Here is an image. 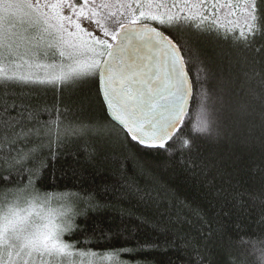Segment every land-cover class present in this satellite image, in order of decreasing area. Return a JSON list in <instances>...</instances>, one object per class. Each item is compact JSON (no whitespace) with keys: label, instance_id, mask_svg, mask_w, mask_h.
<instances>
[{"label":"snow or ice","instance_id":"obj_1","mask_svg":"<svg viewBox=\"0 0 264 264\" xmlns=\"http://www.w3.org/2000/svg\"><path fill=\"white\" fill-rule=\"evenodd\" d=\"M154 25L174 28L175 39ZM189 29L231 40L234 47L251 52L264 38V0H0V87L29 86L59 94L83 80H98L114 122L65 123L62 117L69 109L60 107L59 95L52 106H34L30 99L4 106L0 264H126L120 254L134 251L101 253L91 249L87 238L64 239L81 231L75 221L85 209L98 207L87 189L72 190L78 183L64 185L63 191L42 190L60 187L44 184L43 178L70 138L91 134L108 139L118 125L123 136L116 135L117 141L130 138L142 148L165 151H171L166 145L172 141L184 151L191 149L192 136L219 138L247 124L250 138L257 119L264 129V92L248 88L247 99L233 100L223 77L215 96L204 90L201 82L208 79V70L198 56L187 55L191 42L183 32ZM242 59L250 63L246 56ZM25 66L36 71H20ZM192 75L200 85L201 103L192 136H184ZM245 75L251 80L261 74ZM259 85L264 88V77ZM41 112L49 119L40 120ZM225 118L231 119L233 133ZM87 143L84 150L93 159L95 150ZM240 244L248 246L247 254L257 264H264V239H242Z\"/></svg>","mask_w":264,"mask_h":264},{"label":"trees","instance_id":"obj_2","mask_svg":"<svg viewBox=\"0 0 264 264\" xmlns=\"http://www.w3.org/2000/svg\"><path fill=\"white\" fill-rule=\"evenodd\" d=\"M155 26L175 39L174 28ZM183 35L191 42L192 51L187 55L198 56L208 70V79L201 83L210 97L217 94L221 77L229 82L233 100L247 99L248 88L264 92L259 85L264 77V38L248 52L234 47L231 40L194 29ZM255 48L261 51L256 53ZM244 56L250 63L243 62ZM190 68L194 73L196 65ZM255 72L261 75L251 80L245 75ZM191 78L193 95L181 132L184 136H192L201 103L197 95L200 85L194 75ZM58 95L60 107L69 109L62 117L65 123H114L103 105L98 80L92 79L59 94L29 86L0 87V111L21 99H30L34 106H52ZM39 119L46 121L49 116L41 112ZM254 123L249 138L247 124L234 131L231 119L225 118L228 132L234 134L192 136L191 149L184 151L172 141L166 145L171 151L148 150L130 138L117 141L116 135L123 136L118 125L108 139L91 134L70 138L43 178L44 184L60 187L42 190L63 191L64 185L78 183L80 187L72 190L87 189L98 207L85 209L75 221L81 231L64 239L87 238L91 249L101 253L133 249L131 254H120L128 264H229L230 260L257 264L255 257L247 254L248 246L240 244L242 239H264V129L259 119ZM86 140L89 150H95L93 159L84 150ZM43 155H48L47 150Z\"/></svg>","mask_w":264,"mask_h":264},{"label":"rangeland","instance_id":"obj_3","mask_svg":"<svg viewBox=\"0 0 264 264\" xmlns=\"http://www.w3.org/2000/svg\"><path fill=\"white\" fill-rule=\"evenodd\" d=\"M97 35H99V33H97ZM20 71H24V72H34V71H36V70H35V69H28V68L25 66L24 68L20 69ZM86 80H88V79H86ZM84 81H85V80H84ZM52 207L57 208L58 205L54 203V204L52 205ZM106 264H110V262H106ZM126 264H128V263H126Z\"/></svg>","mask_w":264,"mask_h":264},{"label":"water","instance_id":"obj_4","mask_svg":"<svg viewBox=\"0 0 264 264\" xmlns=\"http://www.w3.org/2000/svg\"><path fill=\"white\" fill-rule=\"evenodd\" d=\"M155 26V25H154ZM161 30V29H160ZM162 31V30H161ZM164 32V31H163ZM165 33V32H164ZM165 35H168L167 33H165ZM169 36V35H168ZM98 88H99V84H98ZM102 98V101H103V97L101 96ZM192 98V97H191ZM190 101L191 99L189 100L188 104H187V110H189V106H190ZM105 109H106V112H107V115L109 116V118L112 120V117H111V109H108L106 106H105Z\"/></svg>","mask_w":264,"mask_h":264}]
</instances>
